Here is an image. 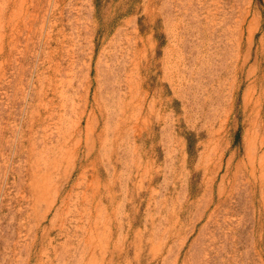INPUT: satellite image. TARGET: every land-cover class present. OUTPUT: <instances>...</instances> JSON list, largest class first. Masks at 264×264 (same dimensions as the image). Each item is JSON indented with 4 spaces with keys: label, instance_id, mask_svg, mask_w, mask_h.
Listing matches in <instances>:
<instances>
[{
    "label": "rangeland",
    "instance_id": "rangeland-1",
    "mask_svg": "<svg viewBox=\"0 0 264 264\" xmlns=\"http://www.w3.org/2000/svg\"><path fill=\"white\" fill-rule=\"evenodd\" d=\"M0 264H264V0H0Z\"/></svg>",
    "mask_w": 264,
    "mask_h": 264
}]
</instances>
